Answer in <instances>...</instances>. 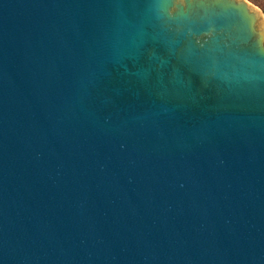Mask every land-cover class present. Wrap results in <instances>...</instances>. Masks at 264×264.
<instances>
[{
  "label": "water",
  "instance_id": "95a60500",
  "mask_svg": "<svg viewBox=\"0 0 264 264\" xmlns=\"http://www.w3.org/2000/svg\"><path fill=\"white\" fill-rule=\"evenodd\" d=\"M261 47L247 0H0V264H264Z\"/></svg>",
  "mask_w": 264,
  "mask_h": 264
},
{
  "label": "rangeland",
  "instance_id": "374dc122",
  "mask_svg": "<svg viewBox=\"0 0 264 264\" xmlns=\"http://www.w3.org/2000/svg\"><path fill=\"white\" fill-rule=\"evenodd\" d=\"M253 7L258 9L264 18V0H247Z\"/></svg>",
  "mask_w": 264,
  "mask_h": 264
},
{
  "label": "snow or ice",
  "instance_id": "6c2138e0",
  "mask_svg": "<svg viewBox=\"0 0 264 264\" xmlns=\"http://www.w3.org/2000/svg\"><path fill=\"white\" fill-rule=\"evenodd\" d=\"M261 50L264 51V47H261Z\"/></svg>",
  "mask_w": 264,
  "mask_h": 264
}]
</instances>
